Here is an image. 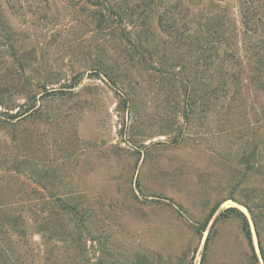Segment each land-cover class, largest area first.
Listing matches in <instances>:
<instances>
[{"label":"rangeland","instance_id":"rangeland-1","mask_svg":"<svg viewBox=\"0 0 264 264\" xmlns=\"http://www.w3.org/2000/svg\"><path fill=\"white\" fill-rule=\"evenodd\" d=\"M143 2L122 5L146 16ZM222 3L239 21L237 0ZM188 13L184 0H156L149 28L170 41L167 22L180 27ZM105 16L111 21L104 26ZM122 31L104 0H0V99L9 114L27 112L15 127L0 129V202L10 201L0 210L22 207L24 230L0 239V248L14 264H263L264 178L248 173L243 155L251 121L260 117L252 109L260 114L264 96L244 92L247 98L223 100L225 109L186 124L175 112L184 94L179 85L135 67L131 81L142 84L126 103L96 68L102 59L123 70ZM45 74L54 93L40 87ZM15 156L20 174L12 169ZM43 170L51 183L38 187L33 172ZM230 198L255 204L258 235L247 210ZM230 207L248 218L254 251L236 219L212 227Z\"/></svg>","mask_w":264,"mask_h":264},{"label":"trees","instance_id":"trees-1","mask_svg":"<svg viewBox=\"0 0 264 264\" xmlns=\"http://www.w3.org/2000/svg\"><path fill=\"white\" fill-rule=\"evenodd\" d=\"M145 1L140 9L146 13V16L142 15L143 13L138 15L139 12L136 8L134 10L126 9L122 5V0H104V6L109 14L114 16L119 27L123 28L119 36L122 47L118 57L124 67L122 71H114L111 64L109 65L105 60L100 59L96 63V68L107 79L109 85L123 96L126 103L128 101L133 102L131 99L136 94L137 86L142 84L131 81L135 77L129 70L135 67L143 73L151 72L160 78L167 79V81L173 80L174 85H179V89L183 90L184 94L183 100L179 102L182 107L177 108L180 111L175 112L181 113L180 117L186 124L191 123L195 116L199 119H207L206 115L210 111L225 109L223 100L247 98L244 92L247 96L248 93L264 96V0H237L239 21H236L230 4L222 3L224 0H184V6L190 13L186 14L180 27L177 26L174 18L167 22L165 30L172 40L164 42H161V39L155 36L149 28V12H151V4L156 0ZM194 1L199 2L194 5H201L195 13L190 11V5ZM100 14L102 15V13ZM108 17L110 16L108 15ZM108 17H102L100 24L105 26L108 22L110 23L111 18ZM100 24L98 23L97 26ZM175 42L184 46L185 51L178 53L167 47L168 44L173 46ZM49 76L45 74L43 76L44 82L40 84L44 92H47L48 84L45 79ZM54 92H47V94ZM10 107L9 104L0 99V129L2 130L8 126L15 127L27 113L25 111L22 113L21 110L20 113L9 114ZM34 108V105L30 107L31 110ZM252 110V117H260L252 120L251 127L247 130L251 135L250 149L247 156L243 155V157L248 173L264 178V166L260 164L264 154V147L261 142L264 138V106L261 107L259 115L256 114V109ZM173 122L175 123L174 120ZM169 129L170 127L168 132ZM13 160L12 169L14 173H22L20 172L22 171L20 168L22 167V160H19L17 156ZM43 172L42 175L33 172L37 177L34 183L38 187L42 184L51 183V178H47V170H43ZM230 199L240 203L247 210L258 235L255 204L238 202L235 198ZM9 202L7 199H3L0 203L5 207ZM220 205L221 203L215 204L209 211L205 222L200 228H197L200 235L205 232L208 223ZM17 209L0 210V239L12 235L19 237L24 233L22 230V207ZM28 210L32 219L35 220L33 218L36 214L33 212L35 210ZM229 218L239 222L244 237L254 251L249 220L237 208L230 207L219 212L212 227L219 220ZM35 232L37 234L43 233L38 225L35 227ZM49 232L51 237L52 229L49 228ZM210 237L209 231L204 250L208 247ZM259 249L264 264V249L260 241ZM0 264H14L8 250L3 248H0Z\"/></svg>","mask_w":264,"mask_h":264}]
</instances>
